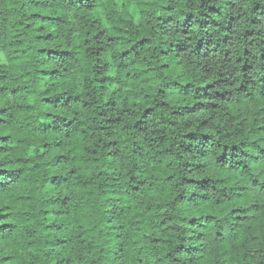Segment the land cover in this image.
<instances>
[{
    "label": "trees",
    "instance_id": "obj_1",
    "mask_svg": "<svg viewBox=\"0 0 264 264\" xmlns=\"http://www.w3.org/2000/svg\"><path fill=\"white\" fill-rule=\"evenodd\" d=\"M0 264H264V0H0Z\"/></svg>",
    "mask_w": 264,
    "mask_h": 264
}]
</instances>
